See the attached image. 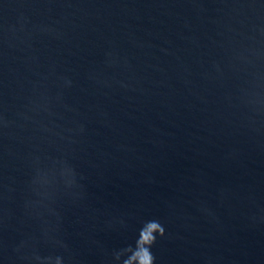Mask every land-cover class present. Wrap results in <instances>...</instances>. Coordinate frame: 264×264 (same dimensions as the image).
Here are the masks:
<instances>
[{"label": "water", "instance_id": "95a60500", "mask_svg": "<svg viewBox=\"0 0 264 264\" xmlns=\"http://www.w3.org/2000/svg\"><path fill=\"white\" fill-rule=\"evenodd\" d=\"M145 249L264 264V0H0V264Z\"/></svg>", "mask_w": 264, "mask_h": 264}, {"label": "clouds", "instance_id": "9594fccd", "mask_svg": "<svg viewBox=\"0 0 264 264\" xmlns=\"http://www.w3.org/2000/svg\"><path fill=\"white\" fill-rule=\"evenodd\" d=\"M154 237H151V239L148 241V243H151ZM145 255H146V264H151V257L150 254L145 249Z\"/></svg>", "mask_w": 264, "mask_h": 264}, {"label": "snow or ice", "instance_id": "6c2138e0", "mask_svg": "<svg viewBox=\"0 0 264 264\" xmlns=\"http://www.w3.org/2000/svg\"><path fill=\"white\" fill-rule=\"evenodd\" d=\"M153 227H155V226H153Z\"/></svg>", "mask_w": 264, "mask_h": 264}]
</instances>
